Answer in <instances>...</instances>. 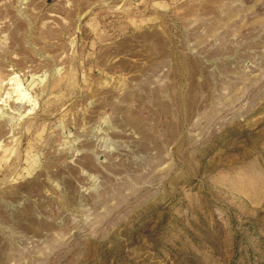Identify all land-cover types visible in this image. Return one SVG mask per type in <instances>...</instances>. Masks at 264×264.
Masks as SVG:
<instances>
[{"label":"rangeland","instance_id":"1","mask_svg":"<svg viewBox=\"0 0 264 264\" xmlns=\"http://www.w3.org/2000/svg\"><path fill=\"white\" fill-rule=\"evenodd\" d=\"M0 264H264V0H0Z\"/></svg>","mask_w":264,"mask_h":264},{"label":"bare ground","instance_id":"2","mask_svg":"<svg viewBox=\"0 0 264 264\" xmlns=\"http://www.w3.org/2000/svg\"><path fill=\"white\" fill-rule=\"evenodd\" d=\"M14 91H15V90H14ZM7 96H8V95H7ZM17 100H19V98H15V99H14V101H17ZM16 107H17V106H16Z\"/></svg>","mask_w":264,"mask_h":264}]
</instances>
